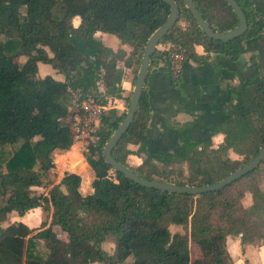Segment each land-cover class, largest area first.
<instances>
[{
    "label": "trees",
    "instance_id": "16d2710c",
    "mask_svg": "<svg viewBox=\"0 0 264 264\" xmlns=\"http://www.w3.org/2000/svg\"><path fill=\"white\" fill-rule=\"evenodd\" d=\"M192 1L213 30L238 25L225 0ZM236 1L246 29L222 41L209 38L183 1L175 0L179 16L160 39L163 47H155L133 119L111 151L126 166L128 155L140 157L130 167L139 176L178 185L210 184L251 161L263 146L264 74L225 84L235 97L234 111L214 124L208 137L192 140L187 128L176 125L179 153L146 145L151 116L146 81L153 68H170L172 53L179 49L193 62L207 61L209 54L237 61L246 42L264 32V15L254 1ZM168 13L162 0H0V149L16 145L0 163V194L9 193L0 207V264H121L128 257L131 264H232L227 236H238L242 249L264 244V189L249 179L264 159L221 189L195 195L142 187L104 162L102 148L122 121L131 91L124 110L101 114L97 139L83 154L93 176L92 191L82 194L81 176L65 171L46 195L32 194L31 187L40 186L54 167L53 151H67L73 144L65 100L76 93L80 104L87 95L96 96L99 84L106 96L121 97L123 68H131L134 85L146 40ZM98 31L116 37L120 45H105L95 36ZM195 45L204 53L197 54ZM18 56L25 57L23 63L13 61ZM248 62L243 67L257 75V58L250 55ZM39 63L63 79L39 76ZM180 74L170 69L172 86ZM216 133L223 139L214 146ZM40 205L49 207L50 223L66 233V240L51 225L35 232L21 221L1 225L9 214L23 215ZM172 225L181 230L171 231ZM36 240L43 242L44 256L35 252ZM105 242L113 244L111 253ZM190 242L200 250L192 260Z\"/></svg>",
    "mask_w": 264,
    "mask_h": 264
},
{
    "label": "crops",
    "instance_id": "0c3cea01",
    "mask_svg": "<svg viewBox=\"0 0 264 264\" xmlns=\"http://www.w3.org/2000/svg\"><path fill=\"white\" fill-rule=\"evenodd\" d=\"M253 1L264 15V0ZM95 36H101L100 40L107 46L109 45L107 41L111 42L113 38L115 39L114 45L117 43L116 48L120 45L118 39L112 35L98 31ZM114 45L109 47L114 49ZM194 50L197 54L204 53L201 45H195ZM250 55L257 58V75L251 69L243 67L244 62L249 63ZM263 67L264 32L246 42L245 51L240 60L230 61L214 54H209L207 61L193 62L185 59L181 64L180 80L176 86L170 83V68L162 65L153 68L146 81L151 106V116L147 126L146 145L148 149L172 150L179 153L176 125L187 128L188 136L192 140L199 141L208 137L209 129L225 115L234 111L231 105L235 97L224 88L225 84L235 85L240 79L251 80L261 76L264 74ZM220 79L223 81L220 82ZM120 85L123 91L121 97L116 98L117 111L125 109L123 98L129 91L132 92L134 86L131 68L124 67V78L122 77ZM220 86L224 89H220ZM219 100L223 102L222 107ZM211 139L214 146H217L222 141L223 135L216 133ZM140 161V157L134 154L126 158L129 167H136ZM230 237L237 238L236 255L229 250L228 239ZM226 246L232 264H264V244L245 245L242 249L239 237L229 235L226 238Z\"/></svg>",
    "mask_w": 264,
    "mask_h": 264
},
{
    "label": "water",
    "instance_id": "95a60500",
    "mask_svg": "<svg viewBox=\"0 0 264 264\" xmlns=\"http://www.w3.org/2000/svg\"><path fill=\"white\" fill-rule=\"evenodd\" d=\"M166 2L169 6V13L167 14L163 23H161L147 38L146 43L143 47L142 57L140 60V64L138 67V71L136 74L133 90L131 93V97L128 103V107L125 111L122 121L118 125V127L113 131V133L109 136L107 141L105 142L101 154L103 156L104 162L111 167L112 170L122 173L126 178L132 180L133 182L141 185L146 188H155L161 191H166L169 193H187V194H199L208 191H214L221 189L225 185L231 183L232 181L238 179L239 177L245 175L246 173L253 170L255 167L259 165V163L264 159V144L255 155V157L244 164L243 166L231 171L224 178L205 185L200 186H189V185H178L175 183L160 181V180H149L144 177L139 176L135 173L129 166L122 164L117 161L112 155L111 151L113 147L116 145L121 136L125 133L127 128L129 127L134 113L137 108V104L142 92L143 85L145 83V79L148 72V67L150 64V57L158 45L160 39L163 35L169 30V28L173 25V23L177 20L179 16V9L175 0H162ZM185 7H187L196 21L199 28L209 37L217 40L227 41L230 40L241 33H243L246 29V18L244 16L243 11L238 5L236 0H225V2L231 7L232 11L235 13L238 19V25L233 28L225 31L218 32L213 30L207 22L202 18L198 9L196 8L194 2L192 0H182Z\"/></svg>",
    "mask_w": 264,
    "mask_h": 264
},
{
    "label": "rangeland",
    "instance_id": "374dc122",
    "mask_svg": "<svg viewBox=\"0 0 264 264\" xmlns=\"http://www.w3.org/2000/svg\"><path fill=\"white\" fill-rule=\"evenodd\" d=\"M59 4V1H58ZM72 23L73 25H77L78 23V18L75 17L72 19ZM108 34V33H106ZM111 35V34H108ZM101 36H97V38H100ZM114 41L115 39L113 38L111 42L107 41V43L109 44L108 46H113L114 45ZM114 49L117 46L114 45ZM25 60L24 56H18L15 57L13 59V61L15 63L21 64L23 63ZM119 65H122L121 62H119ZM124 69V68H123ZM38 74L39 76H44V75H51L56 79H62L63 76L61 74H59L54 68H52L50 65H44V64H39L38 67ZM124 78V73L123 76ZM99 90L97 91L96 97H98L99 95H102L104 93V89L103 87L99 84ZM133 90V88H132ZM77 97L76 93H72L70 94V96L65 100V103L68 105V109L69 110V114L66 118V121L69 122V125L71 127V123L73 122L72 114H73V110H75L79 104H77L75 102V99ZM124 99V98H123ZM128 107V106H127ZM96 141V139L94 138V140L92 141L89 137H84V138H76L73 141V144L75 146V150L76 152L79 153L80 158L78 159H74L77 154L75 155L74 153L72 154V152H68L67 151H60V150H54L52 153V159L54 162V167L52 169L49 170L48 174L46 177L42 178V184L40 186H32L31 187V191L32 194L34 195H46L49 188L53 185L59 182V180L61 179L63 173L65 171H69V172H74L77 173L81 176V184H80V192L82 194H87L90 193L92 191L91 188V180L93 179L91 170L89 168V165L87 166V161L84 157V153H86L87 151V146L90 143H94ZM16 145L13 146H6L3 149H0V163H2L3 161H5L9 154L15 149ZM3 167V166H2ZM111 172V171H109ZM249 179L251 181H255L257 182L260 187H262L264 189V162L259 166V168L255 171V173L251 174L249 176ZM112 180L114 182H117L116 178L113 176ZM248 177L245 178L243 180L244 185H248L249 181ZM8 192H6V194L4 196H2L0 194V207L3 205V200H5V198L8 196ZM17 221H21L23 223H25L28 227L34 229L33 231L35 232V230L46 227L48 225H51V228L55 231L56 235L61 238L66 240L67 239V235L65 232H63L62 230H60V228L57 225L51 224V211L49 209V207H46L44 205H40L38 207H35L33 209H30L28 211H26L23 215H18L17 213L13 212L12 214H9L6 219L4 221L1 222V225H7L10 224L12 222H17ZM181 230V227L179 226H170V230L174 231V230ZM237 238L236 237H230L228 239V247L229 250L232 252H234V254L236 255V249L237 248ZM103 247L105 248V250L108 253H111L113 250V244L112 243H108L105 242L103 243ZM189 249H190V258L191 260L194 259L195 257L200 255V250L199 247L196 243L190 242L189 243ZM35 252L37 254H40L41 256L45 255V248H44V244L41 241H37L36 240V249ZM132 262V258L128 257L124 262H122L121 264H131Z\"/></svg>",
    "mask_w": 264,
    "mask_h": 264
},
{
    "label": "built area",
    "instance_id": "2783aa9c",
    "mask_svg": "<svg viewBox=\"0 0 264 264\" xmlns=\"http://www.w3.org/2000/svg\"><path fill=\"white\" fill-rule=\"evenodd\" d=\"M156 47L162 48L158 44ZM181 49L172 53L171 71L178 75L181 72V64L185 60ZM108 109H118L116 97L106 96L104 93L98 97L87 95L79 106L73 110L71 130L74 139L89 137L92 141L97 139L96 130L99 127L101 114Z\"/></svg>",
    "mask_w": 264,
    "mask_h": 264
},
{
    "label": "bare ground",
    "instance_id": "6f19581e",
    "mask_svg": "<svg viewBox=\"0 0 264 264\" xmlns=\"http://www.w3.org/2000/svg\"><path fill=\"white\" fill-rule=\"evenodd\" d=\"M256 45V44H255ZM259 47V46H258ZM257 47V48H258ZM257 50V49H256ZM261 51V50H260ZM262 58V57H261ZM263 60V59H262ZM263 69H264V67H263ZM68 152H72V154L74 153L75 155L77 154V156L74 158V159H78V158H80V155H79V153L78 152H76V150H75V146H74V144H72V146L70 147V149H68Z\"/></svg>",
    "mask_w": 264,
    "mask_h": 264
}]
</instances>
